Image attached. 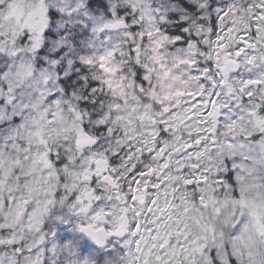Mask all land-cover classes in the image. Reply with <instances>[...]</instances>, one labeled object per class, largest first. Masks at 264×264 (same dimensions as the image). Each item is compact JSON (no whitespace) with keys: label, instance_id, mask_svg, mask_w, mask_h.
I'll return each instance as SVG.
<instances>
[{"label":"clouds","instance_id":"1","mask_svg":"<svg viewBox=\"0 0 264 264\" xmlns=\"http://www.w3.org/2000/svg\"><path fill=\"white\" fill-rule=\"evenodd\" d=\"M0 264H264V0H0Z\"/></svg>","mask_w":264,"mask_h":264}]
</instances>
